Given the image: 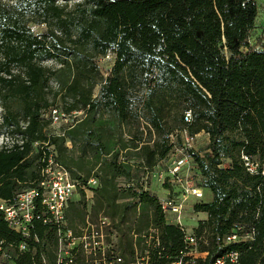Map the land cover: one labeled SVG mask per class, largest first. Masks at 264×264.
Masks as SVG:
<instances>
[{"label":"rangeland","instance_id":"rangeland-1","mask_svg":"<svg viewBox=\"0 0 264 264\" xmlns=\"http://www.w3.org/2000/svg\"><path fill=\"white\" fill-rule=\"evenodd\" d=\"M250 1L257 8L256 15L240 50L252 49L255 53H262L264 0ZM17 3L18 0H0V11ZM94 3L90 0H55L51 4L50 0H33L25 6L26 16L20 23L23 25L24 22L27 35L33 37L34 42L27 40L26 46L22 39H17L12 46L19 45V42L22 45L0 53L1 60H9L10 56L26 60L14 62L8 68L9 73L0 74V79L11 76L22 79L24 84L18 85L19 80H16L17 84L10 87L18 90V94L26 95L23 87L30 85L31 80L27 72L32 74L35 71L41 80L40 85L35 92L32 89L26 92L32 100L35 97L39 106L31 107L30 114H26L25 107H14L12 101L5 104L0 98V153L18 155L22 159L7 170L5 163L0 173L5 172L8 177L16 179L15 195L32 188L33 180L39 178L42 164L53 160L64 165L73 181L78 183L65 213L66 228L74 236H79L85 228L105 219V246L114 254L123 255L127 264L148 249L146 243L150 237H157L161 245L166 244V229L178 228L173 215L160 213L159 203L169 198H184L183 225L188 234L205 242L200 250L206 251L214 236L211 216L196 211L195 207L213 198L210 189L199 188L204 176L198 163L212 153V137L210 130L202 128L207 125L206 120L199 121L192 132L189 127L179 124L183 112H190L189 107L198 110V97L194 98L195 91L184 78L181 82L185 87L176 81L172 84L173 89H165L162 98L164 89L155 85L153 75L156 71L150 70L140 82L128 76L129 92L124 98L128 107H122L123 103L114 107L106 88L116 83L117 89H121L116 80L121 64L117 49L108 48L106 42L110 34L98 31L89 36V32L81 31L82 26L96 29V22L97 29L108 31V22L102 20V23L95 15L98 8ZM51 43L64 47L61 50H68L57 51V54L50 49ZM220 45L223 47L222 56L228 61L230 52L223 36ZM20 47L27 57L21 52L15 53ZM179 63L186 68L193 82L203 89L193 78L190 67ZM30 66L34 71H29ZM33 111L38 113L34 120L31 118ZM32 120L39 124V128L33 129ZM224 134L227 143L240 138L238 129ZM44 147H50V151ZM152 150L158 152L148 166L144 153ZM185 157L186 164L176 172L177 161ZM242 157L246 155L236 161H241L244 172L264 178V160L248 156V166H245ZM221 161L218 169L230 167V159ZM7 176L0 175V179ZM190 187L201 189L200 200L192 196ZM231 209L227 207L225 211L231 212ZM234 215L232 227L239 228L242 234L253 232L256 236L248 214L237 212ZM41 232H35V238H32L36 241L41 235L39 239L44 244V249L39 252V264H43L42 261L55 264L59 249L56 237L50 232ZM254 236L245 241L253 240ZM25 243L26 249L35 254V243L30 240ZM12 255L14 264H26L22 259L24 253L13 252ZM263 257L257 255L256 264H264ZM75 264L91 263L86 257L79 256Z\"/></svg>","mask_w":264,"mask_h":264},{"label":"trees","instance_id":"trees-1","mask_svg":"<svg viewBox=\"0 0 264 264\" xmlns=\"http://www.w3.org/2000/svg\"><path fill=\"white\" fill-rule=\"evenodd\" d=\"M31 1L33 0H18L16 6L0 11V53L22 45L19 42V45L12 46L17 39H22L26 46L27 40L34 42L33 37H28L24 22L23 25L20 23L23 20L21 18L26 16L25 6ZM52 1L55 0H50L51 4ZM90 1H94L95 7L98 8L95 15L101 22L102 20L108 22V31L97 29V22L96 29L82 26L81 31L89 32V36L98 31L110 34L106 42L108 48L117 49L116 53L121 59L120 70L116 75L121 89H117L116 83L106 88L114 107H120V103H123L122 107H128L124 99L129 92L128 76L132 78L131 80L140 82L150 70L156 71L153 75L155 85L164 89L162 98L165 96V89H173L172 84L176 81L181 82L184 78L192 91H195V94H192L194 98L198 97V110H192L190 107L188 109L191 113V122H184V111L179 124L189 127L192 132L195 126L199 125V121L206 120L207 125H203L202 128L210 130L212 137L210 147L212 153L198 161L200 173L204 176L199 188H207L213 192L210 202L195 207L196 211L207 212L213 225L211 229L213 240L210 248L206 249L208 255L203 264H211L224 248L239 253V264H256V256H264V178L258 175L250 176L244 172L241 161H236L243 154L247 157L258 156L264 160V52L240 50L245 43L248 30L254 24L257 9L255 4L250 0ZM105 34L103 37L106 39ZM222 36L230 52L228 61L222 56L223 47L220 45ZM39 44L42 46V43ZM49 47L57 54V51L68 50L67 48L61 50L64 47H57L56 43L53 45L51 43ZM44 48L46 49V46ZM20 52L25 56L27 54L21 47L19 51L15 50V53ZM48 53L51 54L52 51ZM8 58L10 59H0V74L9 73L8 68H11L14 62L26 61L11 56ZM179 62L190 67L193 78L209 95L193 82L186 68ZM28 69L34 71L31 66ZM27 74L31 80L30 85L23 87L26 95L18 94V90L10 87L17 84L16 80H19L18 85L24 84L21 82L22 79L13 76L0 79L2 83L0 98L4 99L5 104L12 101V104L15 103L14 107H25L26 114L31 107L39 106L34 101L35 97L32 100V96L26 91L32 89L35 92L41 82L35 71ZM7 82L8 86L4 85ZM181 84L184 85L183 82ZM121 96L123 100L120 99ZM36 116L37 111H33L31 118L34 120ZM32 126L33 129L39 128V124L35 122ZM233 129L240 131V138L236 141L228 140L227 143L224 133ZM51 142L53 143L52 140ZM44 148L50 151V147ZM156 152L152 150L144 153L146 165L151 166ZM19 157L0 153V172L5 163L6 170L11 165L18 164L22 160ZM221 159L231 160L230 167L226 170L217 168L222 162ZM0 175L7 176L5 172ZM15 184L16 179L13 177L0 179V199L6 201L11 199ZM34 186L32 184V187ZM227 207H232L231 212L225 211ZM237 212L248 214V219L253 222L256 229V236L253 235V240L223 247V238L234 229L232 217H235L234 213ZM160 213L162 214L161 210ZM2 216L0 213V239L7 243L23 241L19 235L7 229ZM41 231L54 235L51 227L34 223L31 236L25 241H33L36 252L33 254L28 249L24 253L22 259L26 264L40 263L38 256L42 248L44 249V244L39 239L41 235L36 241L32 238H35V232L42 233ZM164 235L166 244L162 245L164 250L161 259L156 261V255L151 254L156 261L155 264H166L168 259L165 257L172 259L182 248L183 237L178 229L168 227Z\"/></svg>","mask_w":264,"mask_h":264},{"label":"built area","instance_id":"built-area-1","mask_svg":"<svg viewBox=\"0 0 264 264\" xmlns=\"http://www.w3.org/2000/svg\"><path fill=\"white\" fill-rule=\"evenodd\" d=\"M183 120L185 123L191 122L190 112L184 113ZM242 159L245 166H248L247 156ZM186 161V157L177 161L175 171L182 168ZM32 184L35 186L16 193L7 201L0 199V213L7 229L23 239L20 243H7L0 239V264H14L12 253H25L28 250L24 241L30 238L35 222L54 230L59 248L55 264H75L79 256L86 257L91 264H127L123 255L114 254L105 246L103 232L105 219L100 220L95 226L85 228L79 236H74L66 228L65 213L78 183L73 181L65 167L56 161H47L42 164L39 178ZM189 191H192L191 194L196 200L202 198L201 189L190 187ZM184 202V198H169L159 203L163 214L174 216L175 226L183 237L181 250L172 259L165 257L168 259L166 264H203L208 252L201 251L200 246L205 245V242L200 241L196 235L186 232L181 218ZM252 236L253 232L242 234L239 228L234 227L232 232L223 238L222 244L223 247H227L252 239ZM146 244L148 249L128 264H155L161 259L164 246L159 243L157 237H150ZM151 254L156 255V261ZM219 254L211 264H239V253L236 250L224 248ZM42 263L46 264L44 261Z\"/></svg>","mask_w":264,"mask_h":264}]
</instances>
